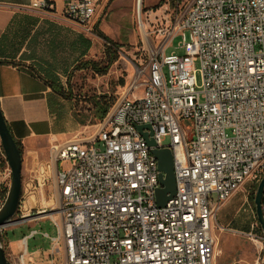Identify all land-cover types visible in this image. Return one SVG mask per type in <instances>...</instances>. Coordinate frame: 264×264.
I'll list each match as a JSON object with an SVG mask.
<instances>
[{"label": "built area", "instance_id": "built-area-1", "mask_svg": "<svg viewBox=\"0 0 264 264\" xmlns=\"http://www.w3.org/2000/svg\"><path fill=\"white\" fill-rule=\"evenodd\" d=\"M62 2L63 15L87 28L105 0ZM179 4L165 31L167 46L137 67L140 81L122 91L96 131L51 144L59 210L24 214V188L7 226L50 216L59 228L52 256L58 243L64 253L49 264H217L218 210L245 182L263 177L264 0H191L184 10ZM31 6L50 11L55 0ZM175 37H182L184 54L167 53ZM156 147L174 157L176 194L163 207L156 202L162 186ZM11 182L0 136V208ZM26 256L24 249L17 264H33Z\"/></svg>", "mask_w": 264, "mask_h": 264}, {"label": "rangeland", "instance_id": "rangeland-1", "mask_svg": "<svg viewBox=\"0 0 264 264\" xmlns=\"http://www.w3.org/2000/svg\"><path fill=\"white\" fill-rule=\"evenodd\" d=\"M189 2L191 0H180V9L184 10ZM175 4L176 0H105L92 25L87 28L81 26L84 33L92 39V48L86 57L79 59L64 86L65 93L72 96L70 112L77 123L70 124L69 131L58 140L56 137L52 139V142L45 140L34 142V146L45 147L42 157L43 167L38 172L23 171V190L26 189L24 214H33L45 209L56 213L59 210L60 198L56 185L58 166L50 157L51 143L53 140L62 143L76 136H88L96 131L97 123H94L93 116H87L90 115L89 107L92 104L86 98L93 100L100 95H108L112 100L110 106L112 107L125 88L135 80L140 81L137 67L146 68L159 50L167 46L165 31L172 17ZM99 32L115 45H118L119 48L118 59L104 75L95 73L89 68H77L78 65L80 66L82 62L87 60L99 62L101 65L105 63V42L99 37ZM185 34L188 39L189 30H185ZM181 40L182 37H175L172 45L167 48V53L175 51L178 54H184V48L178 47ZM194 69L196 70L197 85L201 87L203 79L200 60L194 62ZM142 80H144L143 77ZM141 91L142 85H139L134 94H140ZM83 118H86L84 124L78 122ZM169 141V138L165 139L164 144H168ZM31 181H33L32 186ZM259 181L260 178L250 179L242 186L243 205L240 212L232 213L238 201H233L229 206L218 210L217 218L225 224L224 230L230 237L234 233L228 229H232L233 226L242 227L247 223L254 224V235L264 237L258 229V222L254 218V203L250 200V195L257 190L256 186L258 187ZM56 218L61 221L59 216ZM33 231H36V234L31 236ZM58 235L57 224L50 216H47L20 225L7 226L2 235V243L13 264L19 262L20 254L24 249L27 250L26 262L49 264L53 259L55 261L63 259L62 243L56 245V249L59 251L52 256V249L55 245L54 238ZM25 237H28L26 243L24 242ZM251 243L256 250L258 261L256 260L257 263H255L264 264V240L262 243H259V240ZM221 247H224L226 252L221 251ZM232 247L240 251V246L237 244H232ZM227 249L226 238L220 240L217 264H229L238 261L239 257L236 251L230 252Z\"/></svg>", "mask_w": 264, "mask_h": 264}, {"label": "crops", "instance_id": "crops-1", "mask_svg": "<svg viewBox=\"0 0 264 264\" xmlns=\"http://www.w3.org/2000/svg\"><path fill=\"white\" fill-rule=\"evenodd\" d=\"M33 1L0 0V106L15 139L23 146V171L28 173L38 172L43 167L45 147L34 146V142H52L56 137L58 140L69 131L70 124L77 123L70 112L71 100L55 93L51 83L64 87L71 70L92 48V39L81 25L63 15L62 0H55V7L50 11L33 8ZM242 186L220 209L238 201L232 213L240 212ZM224 225L216 214L213 231L217 254L220 240L226 238L227 250L236 251L239 257L229 264L257 263L256 250L251 243L257 240L250 236L257 237L253 233L254 224L233 226L228 229L234 233L231 237ZM257 226L262 234L259 223ZM232 244L240 246V251ZM220 249L226 252L224 247Z\"/></svg>", "mask_w": 264, "mask_h": 264}, {"label": "water", "instance_id": "water-1", "mask_svg": "<svg viewBox=\"0 0 264 264\" xmlns=\"http://www.w3.org/2000/svg\"><path fill=\"white\" fill-rule=\"evenodd\" d=\"M147 128H151L149 125ZM144 126H139L142 131ZM145 139L150 146H156L153 139H148V135L143 133ZM0 136L5 153L8 157L9 164L12 170V182L7 195V198L0 208V264H11L4 246L2 245L3 228L7 226L12 218L16 215L20 204V199L23 192V154L21 153L18 143L4 117L0 106ZM152 153L158 161L159 175L161 187L156 191V202L158 207H163L176 194V179L174 173V157L170 148H153ZM264 175L259 181L255 198V212L257 221L262 229L264 236Z\"/></svg>", "mask_w": 264, "mask_h": 264}, {"label": "trees", "instance_id": "trees-1", "mask_svg": "<svg viewBox=\"0 0 264 264\" xmlns=\"http://www.w3.org/2000/svg\"><path fill=\"white\" fill-rule=\"evenodd\" d=\"M99 37L102 38L105 42V63L103 65H101L99 62L96 61H84L81 63V65L77 68H89L92 71H94L95 73H98L100 75H104L108 72L110 66L118 59L119 54H118V45H115L109 38H107L106 36H104L103 34H101L100 32L98 33ZM123 82V81H122ZM51 87L53 89V91L57 94H59L60 96L66 98V99H71L72 96L70 94H66L65 93V88L61 85L55 84V83H51ZM86 98V97H85ZM96 99H88L86 98V100H89L90 104H92L91 107H89L90 110V115L89 116H93L92 119L94 120V123H98L100 122L103 117L106 115V113L108 112V110L110 109L111 106V99L108 95H100L99 97H95ZM78 122H82V124H84L86 122V118L81 119V121ZM19 146V149L21 151V153L23 154V146L21 144L20 141L16 140ZM257 188V186H256ZM255 193L256 191H254L253 193H251L250 195V200L252 203H254V198H255ZM263 207H264V201H263Z\"/></svg>", "mask_w": 264, "mask_h": 264}, {"label": "bare ground", "instance_id": "bare-ground-1", "mask_svg": "<svg viewBox=\"0 0 264 264\" xmlns=\"http://www.w3.org/2000/svg\"><path fill=\"white\" fill-rule=\"evenodd\" d=\"M142 25H143V23H142ZM44 213V212H43ZM43 213H41V214H43ZM42 216H45L44 214L42 215ZM25 242V241H24Z\"/></svg>", "mask_w": 264, "mask_h": 264}]
</instances>
